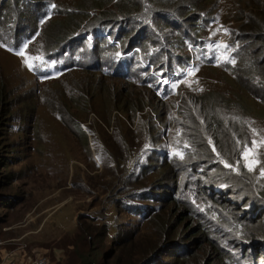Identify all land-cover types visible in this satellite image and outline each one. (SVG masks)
Here are the masks:
<instances>
[{
  "label": "rangeland",
  "instance_id": "374dc122",
  "mask_svg": "<svg viewBox=\"0 0 264 264\" xmlns=\"http://www.w3.org/2000/svg\"><path fill=\"white\" fill-rule=\"evenodd\" d=\"M51 1L58 9L61 6L63 13L39 22L37 12L44 0H0L3 13L7 7L10 13L23 7L24 25L30 30L20 46L8 45L0 36V249L29 242L27 248L31 253L47 255L52 264H82L68 244V235L78 230L77 214L82 212L104 215L110 222L111 233L117 223L127 222L144 234L137 237H161L152 264H264V259L257 261L251 252V241L244 238L239 225L238 213L249 202H242V195L235 193L240 204L237 210L230 200L212 201L206 195L203 198L201 192L198 207L173 202V195L185 197L184 183L187 185L192 174L204 180L211 178L192 170L187 157L173 155L174 161L161 153L164 141L167 150L178 151L170 139L180 141L182 131L175 127L176 120H186L179 110L181 101L193 97V93H203L219 101L226 99V104L232 102L248 116L253 136L248 161H258L253 170L261 174L264 100L249 96L240 84L234 86L230 81L239 68L246 67L243 48L239 58L230 63L236 42L240 47L258 45L253 34L259 40L264 33V0H207L210 9L204 14L208 19L202 26L167 16L159 24L157 35L153 34L150 21L134 20L127 24L132 27L128 34L120 31L126 42L132 40L145 46L141 57L122 49L123 55L132 56V73L124 63H119L118 57L101 54L102 50L100 54L93 53V44L81 42L84 23L71 30L66 54L59 53L61 43L50 47L56 37L65 36V40L69 36V19L65 15L69 6L89 0ZM70 23L75 25L76 20ZM165 26L170 30L164 31ZM112 27L111 37H115L119 28L115 24ZM103 32L104 29H98L93 35ZM132 45L130 42L127 49ZM104 48H108L107 44ZM215 49L227 60L223 61L226 67L200 60ZM78 51L83 62L97 66L86 67L90 72L80 66L64 67ZM160 54L164 55L162 60ZM259 56H264V49ZM150 58L156 60L153 67ZM186 59L191 65L182 68ZM145 83L158 93L171 95L161 98ZM74 84L79 91L71 90ZM135 103L145 107L136 110ZM224 188L227 185L217 187ZM126 192L164 199L138 200L148 212L156 208L152 217L142 222L140 215L128 208L118 212L116 203ZM206 205L217 211L210 212ZM200 211L220 218L221 230L206 227L209 221L202 218ZM230 214L236 221L232 217L223 222L222 216ZM187 221L189 225L184 226ZM193 225H199L198 232L185 236ZM181 229L183 235H179ZM208 229L218 233L216 240L209 236ZM224 229L229 237H223ZM211 238L229 251L219 254ZM58 245L67 247L68 252L59 261L55 255ZM135 248V242L130 241L127 251ZM243 249L245 261L241 258ZM211 250L219 257L215 259Z\"/></svg>",
  "mask_w": 264,
  "mask_h": 264
},
{
  "label": "trees",
  "instance_id": "16d2710c",
  "mask_svg": "<svg viewBox=\"0 0 264 264\" xmlns=\"http://www.w3.org/2000/svg\"><path fill=\"white\" fill-rule=\"evenodd\" d=\"M196 2L195 0H89L87 3H79V5L75 2V7L69 6L70 9L65 14L66 18L69 19V27L66 32L67 36H69L65 40V36L56 37L50 47L61 43L63 48H61L59 53L66 54L69 49L65 44L71 38V30L79 28V23L81 25L84 23L79 36L81 42L93 44L91 46L93 53L98 52L100 54V50H102L101 54L106 52V56L118 57L119 63H124L126 68H130L132 73L134 71L131 66L132 56L130 55L131 57H129V54L123 55L122 49H126L125 53L131 51V54L141 57L145 46L136 44L132 40L126 42L124 37L120 35V31L124 30L125 34H128L132 27H128L127 24L134 22V20H148L151 23L153 34L157 35L160 34L159 24L167 16H175L193 26H202L208 19L204 14L209 11L210 7H207V0H197ZM60 10L61 6L58 9L55 2L44 0V4L37 12V19L42 22L56 13L62 14L63 12ZM1 16L4 17L2 20ZM25 18L26 12L21 6L13 13H10V7H7L4 13L0 10V36L4 39V43L11 46H20L26 41L25 36H29L30 30L24 25ZM75 20L76 24L71 25L70 22L73 23ZM261 21L264 24V13L261 16ZM59 24L63 27L64 23L60 21ZM112 24L119 28L115 37H111L114 32ZM98 29H104L105 32L93 35ZM169 30L170 28L165 26L164 31ZM253 36L258 44L255 48L246 47L242 44L240 47L238 42H236V53L230 64L239 58L243 48L246 55L244 63L246 67L239 68L230 81L234 86L240 84L242 90L249 96L264 100V56H259V53L264 49V33L259 35V40H256L255 32ZM208 39L209 37H207L206 41ZM130 42L133 45L127 49ZM105 44L111 49L104 48ZM47 49L51 48L48 47ZM163 56V54H160L158 56L161 57L159 60H162ZM124 58H126V61H124ZM200 60L225 67L226 64L223 61H227L224 56H219L217 49L206 52L200 57ZM149 63L153 67L156 60H151L150 58ZM157 64L153 70L156 69ZM64 65V67L70 68L80 66L86 72H90L87 69L88 67L97 66L95 63L83 62L81 51L74 54V58L69 64ZM189 65H191L189 59L181 63L182 68ZM126 79L129 78L126 77ZM145 85L154 90L161 98L171 95L158 93L148 83H145ZM71 90L77 92L79 87L74 84ZM192 96L185 97L179 107L180 112L186 117L183 123L176 120L175 127L182 131L178 137L180 141H174V137L170 139L174 146L176 144L178 151L172 153V150H167L165 148L166 142L164 141L161 153L163 156L171 157L170 159H174V161L176 159L173 155L187 157V164L192 170L195 172L201 171L202 174L209 175L211 179L204 180L200 176L192 174V178L189 179L187 185L184 183L186 187L183 190L185 197L173 195L171 200L183 207L187 203L198 207V200L202 199L201 192L203 198V195H206L212 201H219L220 199L223 202H228L230 200L233 202L232 204L236 205L237 210H240V204L236 200L239 196H235V193L241 194L243 197L242 202L249 203L248 207L243 208L240 214L238 213L241 220L239 223L240 229L244 238L251 241V252L255 255L257 261L264 259V175L257 173L253 169L249 170L247 167L249 161L243 155L248 151L253 140L248 116L245 113H240V108L232 102L229 103L227 101L228 104H226V99L219 101L215 99L216 97L203 93H193ZM219 98L222 99L224 97ZM132 106L133 103H130V109H132ZM134 106L136 110H141L145 107L144 104L140 103H135ZM244 139H246V142ZM169 151H171L172 155L168 154ZM226 164H230L232 167H227ZM225 185H227V188L217 189L218 186L225 187ZM194 192H197L200 198ZM150 198L156 200L164 199H160V196L136 195L126 192L118 200L116 207L118 212L123 210L124 207L128 208L131 213L140 215V220L144 222L152 217L156 208L148 212L143 206L144 203L138 202V200L144 201ZM206 208L210 212L217 211L209 205H206ZM163 211L165 212L164 209ZM200 212L202 218L209 221V223H206V227H213L216 230L221 226L218 221L220 218L208 215L205 211ZM233 213L235 214V210ZM232 217V214L223 215L222 221L226 222L229 219L231 220ZM178 220H181V215L178 216ZM233 220L236 221V218L233 217ZM76 221L78 230L74 235H68L70 237L68 244L73 248L82 264H152L155 262L152 256L155 249L162 243L161 237H137L144 234H141L140 229H132L131 224L127 222L117 223L111 233L110 222L107 221L104 215L99 217L98 214L79 212ZM189 223L188 221L185 222L184 226H188ZM192 229L194 230L190 232ZM198 229L199 225L191 226L185 236L198 232ZM218 230H221V228ZM207 232L215 240L218 237V233H214L210 229ZM163 234L166 236V233ZM183 234L184 230L181 229L179 235ZM222 234L224 235L223 237H229L225 229ZM213 239L212 241L219 254H222L223 251H229V249L217 244ZM132 240L137 248L127 251L128 243ZM136 240H138V243ZM144 241L147 242L144 243ZM220 242L226 241L220 239ZM246 245L247 243L244 241L243 247ZM20 246L22 245L20 244ZM58 246L62 249L67 248L63 245ZM8 247L10 246H3L0 249V264H2L4 250L12 251L18 249L19 246L17 248ZM244 251L245 249H243L241 258L245 261L246 255ZM209 252L215 254V259L219 257L218 253L216 254L212 250ZM67 253V251H64L65 256H67ZM60 263L62 262L58 264Z\"/></svg>",
  "mask_w": 264,
  "mask_h": 264
},
{
  "label": "built area",
  "instance_id": "2783aa9c",
  "mask_svg": "<svg viewBox=\"0 0 264 264\" xmlns=\"http://www.w3.org/2000/svg\"><path fill=\"white\" fill-rule=\"evenodd\" d=\"M1 242V241H0ZM18 249L4 250L2 264H52L50 258L47 255L38 254L34 257H30L28 260H22V256H25L26 250L25 244H21Z\"/></svg>",
  "mask_w": 264,
  "mask_h": 264
},
{
  "label": "crops",
  "instance_id": "0c3cea01",
  "mask_svg": "<svg viewBox=\"0 0 264 264\" xmlns=\"http://www.w3.org/2000/svg\"><path fill=\"white\" fill-rule=\"evenodd\" d=\"M21 244H25V246H26V250L24 251V253H27V256H26V255H25V256H22V260H23V261H24V260H28V259H30V257H34V256L40 254V253H38V254H37V253H31V252L28 250V249H30V248H27V246L29 245V242H25V243H21ZM19 246H20V245H19ZM64 251H67V250H66V249H62V248L59 247L58 251L55 252V255H56L58 261L61 260L63 256H65ZM49 258H50V257H49ZM50 260H51V258H50ZM59 262H62V261H59ZM59 262H58V263H59ZM51 263H52V261H51ZM21 264H23V262H22Z\"/></svg>",
  "mask_w": 264,
  "mask_h": 264
},
{
  "label": "snow or ice",
  "instance_id": "6c2138e0",
  "mask_svg": "<svg viewBox=\"0 0 264 264\" xmlns=\"http://www.w3.org/2000/svg\"><path fill=\"white\" fill-rule=\"evenodd\" d=\"M18 54H20V55H24L23 52H20V53H18ZM28 67L31 68V67H33V65L28 64ZM243 155H244V158H245V159H248V157H249V152H245ZM256 163H258V161L250 160L249 163L247 164V167L249 168V170H252V169L254 168V166H255ZM226 166H227V167H232V165H230V164H226ZM261 174L264 175V169H261Z\"/></svg>",
  "mask_w": 264,
  "mask_h": 264
},
{
  "label": "water",
  "instance_id": "95a60500",
  "mask_svg": "<svg viewBox=\"0 0 264 264\" xmlns=\"http://www.w3.org/2000/svg\"><path fill=\"white\" fill-rule=\"evenodd\" d=\"M193 230H194V229H192L190 232H192ZM190 232H189V233H190Z\"/></svg>",
  "mask_w": 264,
  "mask_h": 264
}]
</instances>
